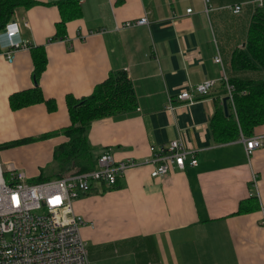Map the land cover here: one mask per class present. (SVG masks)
Returning a JSON list of instances; mask_svg holds the SVG:
<instances>
[{
  "label": "crops",
  "instance_id": "obj_1",
  "mask_svg": "<svg viewBox=\"0 0 264 264\" xmlns=\"http://www.w3.org/2000/svg\"><path fill=\"white\" fill-rule=\"evenodd\" d=\"M36 1L17 7L7 22L17 23L25 42L11 61L0 36L3 169H20L30 182L50 175L54 148L68 140L60 132L70 124L66 96H87L109 71L124 70L137 107L91 123L87 138L95 155L110 150L118 160L141 162L151 145L179 139L195 151L197 163L188 157L183 169L173 166L159 177L150 175L151 164L132 166L115 186L95 183L78 198L73 207L85 221L80 233L90 263L264 264V146L247 155L242 140L263 136L264 123L251 136L240 133L230 141L211 129L218 109L224 112V96L231 105L224 115L236 118L224 77L228 84L264 78L261 69L231 64L246 45L259 0H76L80 16L67 21L56 39L58 0ZM145 14L147 24L123 26ZM31 47H42L46 56L38 80L44 101L11 109L10 94L34 87ZM206 80L214 81L208 94L191 102L175 99ZM241 202L246 209L237 213Z\"/></svg>",
  "mask_w": 264,
  "mask_h": 264
},
{
  "label": "built area",
  "instance_id": "obj_2",
  "mask_svg": "<svg viewBox=\"0 0 264 264\" xmlns=\"http://www.w3.org/2000/svg\"><path fill=\"white\" fill-rule=\"evenodd\" d=\"M263 0H259V6ZM240 5L233 7L234 12ZM191 8H187L190 12ZM146 14L134 20H127L123 26L147 24ZM7 40L9 51L6 58L13 59L12 52L25 46L19 37L16 22L7 23L0 36ZM219 62L220 58L215 57ZM227 91L232 102V85ZM214 86L213 80H206L175 94V99L191 102L197 94L206 95ZM174 97L170 98L172 101ZM169 100L168 108L171 109ZM249 155L264 146L263 136L242 138ZM150 156L139 162L133 158L118 160L110 150L101 153L93 169L77 172L40 182H30L24 171L0 163V264H91L87 256V242L80 233L85 224L75 213L73 203L91 191L95 183L113 186L118 176L128 168L151 164L152 177L163 176L173 166L183 169L189 157V164L195 165V151L187 148L179 139H172L149 147ZM260 225L264 227V206Z\"/></svg>",
  "mask_w": 264,
  "mask_h": 264
},
{
  "label": "trees",
  "instance_id": "obj_3",
  "mask_svg": "<svg viewBox=\"0 0 264 264\" xmlns=\"http://www.w3.org/2000/svg\"><path fill=\"white\" fill-rule=\"evenodd\" d=\"M35 4H37L36 0H0V30L4 29L17 7L29 8ZM55 5L58 7L60 20L56 23L58 32L53 39L58 38L61 32H64L61 30H64L67 21L81 14L76 0H58ZM30 52L33 62L34 87L10 94L8 100L11 109L44 101L38 80L46 65L45 52L42 47H31ZM231 64L238 69L264 71V0L253 13L245 47L233 53ZM229 83L233 88L232 101L236 118L233 114L226 117L219 108L217 119L211 121V129L219 134L218 139L221 141L237 139L240 133L244 136H251L255 126L264 123V78L260 80L232 78L229 79ZM216 102L220 101L216 100ZM66 104L70 124L60 132L68 140L54 148L51 174L40 175L35 178L34 182L59 178L74 170L84 172L93 169L99 155H95L94 148L87 138L91 123L103 117L132 114L137 107L131 81L124 70L109 71L107 77L96 84L87 96L74 98L67 95ZM228 106L231 109L230 103ZM245 209L244 203L241 202L237 213Z\"/></svg>",
  "mask_w": 264,
  "mask_h": 264
},
{
  "label": "water",
  "instance_id": "obj_4",
  "mask_svg": "<svg viewBox=\"0 0 264 264\" xmlns=\"http://www.w3.org/2000/svg\"><path fill=\"white\" fill-rule=\"evenodd\" d=\"M227 99H228L227 96H224L222 98V107H223V110H224L226 116L228 115Z\"/></svg>",
  "mask_w": 264,
  "mask_h": 264
},
{
  "label": "rangeland",
  "instance_id": "obj_5",
  "mask_svg": "<svg viewBox=\"0 0 264 264\" xmlns=\"http://www.w3.org/2000/svg\"><path fill=\"white\" fill-rule=\"evenodd\" d=\"M64 175H65V174H64ZM76 200H77V199H76ZM76 200H75V201H76ZM75 201H74V202H75ZM73 206H74V203H73Z\"/></svg>",
  "mask_w": 264,
  "mask_h": 264
}]
</instances>
